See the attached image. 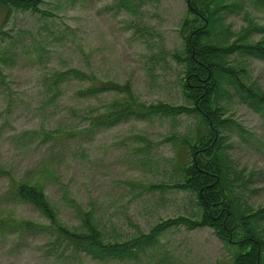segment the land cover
<instances>
[{
	"label": "rangeland",
	"instance_id": "obj_1",
	"mask_svg": "<svg viewBox=\"0 0 264 264\" xmlns=\"http://www.w3.org/2000/svg\"><path fill=\"white\" fill-rule=\"evenodd\" d=\"M222 1L228 6L218 13L215 41L264 40V0ZM40 7L0 5V264H235L237 243L213 226L180 221L137 253L80 251L17 194L20 178L37 176L59 222L79 227L91 210L107 238L120 242L160 220L201 212L196 193L177 186L191 158L182 143L201 132L199 114L144 108L192 105L180 58L188 1L43 0ZM229 57L245 83L264 91V53L241 48ZM108 79L129 82L142 109L112 125L93 124L96 112L126 94L89 89ZM219 101L236 208L252 214L264 207V104L231 78L223 79ZM249 224L264 237V213Z\"/></svg>",
	"mask_w": 264,
	"mask_h": 264
},
{
	"label": "trees",
	"instance_id": "obj_2",
	"mask_svg": "<svg viewBox=\"0 0 264 264\" xmlns=\"http://www.w3.org/2000/svg\"><path fill=\"white\" fill-rule=\"evenodd\" d=\"M43 0H0L5 7L21 6L33 11L42 10ZM189 14L185 18L182 31L188 28L185 35V49L182 58L184 77V92L192 103L175 104L169 102L151 103L144 107L148 112H163L177 114L195 112L199 114L201 132L183 141L191 158L181 165L183 178L177 183L185 189L196 193L197 202L201 208L200 216L192 218L187 215L158 221L150 231H141L138 235L123 241H112L97 222L91 210L84 211L83 224L71 227L59 222V210L53 203L45 186L36 176L20 178L17 181V194L38 206L43 214L56 223L58 236H63L70 243L77 245L80 251L124 255L137 253L149 245L155 233L177 222L190 226H213L218 234L228 242L237 243L240 247L234 253L235 264H264V237L249 224L250 218L261 216L264 207L256 209L252 214H245L236 206L234 181L228 178V163L223 147L222 127L226 119L222 116L219 93L223 79H230L242 90L252 102L264 104V91L255 89L243 81L239 70L230 62V54L237 49L245 48L256 54L264 53V44H243L237 41L220 43L215 41L216 22H220L221 7H227L222 0H187ZM178 55V54H177ZM102 83H92V91L116 88L125 90L126 94L116 97L106 107L93 115L92 123L112 125L127 115L142 109L135 100V94L129 82L103 80ZM186 152V153H187ZM240 224L245 225L240 238L236 239V230ZM246 230V231H245ZM234 240V241H232ZM240 244V245H239ZM138 249V250H137Z\"/></svg>",
	"mask_w": 264,
	"mask_h": 264
}]
</instances>
